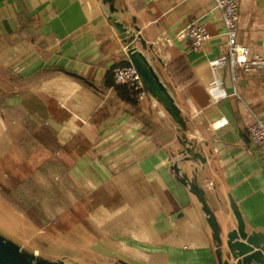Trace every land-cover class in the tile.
I'll return each mask as SVG.
<instances>
[{
  "label": "crops",
  "instance_id": "0c3cea01",
  "mask_svg": "<svg viewBox=\"0 0 264 264\" xmlns=\"http://www.w3.org/2000/svg\"><path fill=\"white\" fill-rule=\"evenodd\" d=\"M117 1L157 43V66L208 159L180 165L198 167L220 221L234 215L232 196L248 229L264 231V156L248 130L264 120V70L237 81L229 65L213 71L226 41L214 0ZM239 1V40L264 54V0ZM109 14L104 0H0V230L47 255L40 241L64 238L102 256L70 257L86 262L218 264L202 204L173 170L174 120L106 85L129 60ZM195 19L210 31L201 49L176 36ZM213 80L227 92L219 99Z\"/></svg>",
  "mask_w": 264,
  "mask_h": 264
},
{
  "label": "water",
  "instance_id": "95a60500",
  "mask_svg": "<svg viewBox=\"0 0 264 264\" xmlns=\"http://www.w3.org/2000/svg\"><path fill=\"white\" fill-rule=\"evenodd\" d=\"M117 0H104L109 7V20L118 31L129 61L135 65L141 74L144 83L156 103V109H163L174 120L181 143L179 150L180 160L173 162V170L181 182L190 187L196 195L202 209L206 214L207 222L212 230V239L215 245V253L218 264H264V231L260 229H248L247 223L236 200L230 196V204L233 216L220 221L209 202L206 188L199 181L198 167L192 171V175L185 171L180 162L201 161L205 164L208 159L198 146L195 139L190 138L189 118L180 107L175 92L165 80L157 66V62L164 64V59L157 54V43L150 41L136 18L130 19L123 16ZM75 76L87 81L82 75ZM232 222L235 225L232 226ZM0 264H136L119 258L108 262H86L74 258L55 255H47L38 250L23 245L9 237L0 230Z\"/></svg>",
  "mask_w": 264,
  "mask_h": 264
},
{
  "label": "built area",
  "instance_id": "2783aa9c",
  "mask_svg": "<svg viewBox=\"0 0 264 264\" xmlns=\"http://www.w3.org/2000/svg\"><path fill=\"white\" fill-rule=\"evenodd\" d=\"M216 8L220 9L226 29V41L223 44V55L214 60L213 71L218 66L229 65L232 76L237 81L242 74H253L264 70V54L253 52L251 47L239 40L240 30V1L239 0H214ZM176 36L179 39L188 40L194 49H201L210 38V31L199 19L192 20L180 28ZM115 82L130 86L139 101L151 98L138 69L131 62L117 65L114 68ZM210 92L214 99H219L227 94L219 88L218 82L213 80L210 84ZM228 123V119L222 117L214 123L222 126ZM251 139L259 153L264 156V120L257 117L248 126Z\"/></svg>",
  "mask_w": 264,
  "mask_h": 264
},
{
  "label": "rangeland",
  "instance_id": "374dc122",
  "mask_svg": "<svg viewBox=\"0 0 264 264\" xmlns=\"http://www.w3.org/2000/svg\"><path fill=\"white\" fill-rule=\"evenodd\" d=\"M34 177H36V176H34ZM46 208H47L46 209L47 211L50 210V211H48V213H46L47 217H51L52 219H54L55 213H54L53 207L49 206ZM64 225H66L68 227V226H70V223H65ZM51 226L54 227V222L51 223ZM49 232H52V231L49 230ZM44 239L46 240V238H44ZM45 240H43L42 242L40 241V245L43 246L42 249L45 251L52 252L50 254L55 255V256L68 255L69 257H75V258H81V259H87V258L98 259L99 257H102L101 255L87 252L82 248H80V250H83V251H79V249L77 250L76 248L73 247V243L69 239L62 238V239H58V240L56 239V241H53L52 239L48 238L47 241H45ZM113 259L114 258H112V257L108 258V260H113Z\"/></svg>",
  "mask_w": 264,
  "mask_h": 264
},
{
  "label": "trees",
  "instance_id": "16d2710c",
  "mask_svg": "<svg viewBox=\"0 0 264 264\" xmlns=\"http://www.w3.org/2000/svg\"><path fill=\"white\" fill-rule=\"evenodd\" d=\"M130 61L127 60V59H123L117 63H115L113 65V67H111L108 72H107V75H106V85L109 86V87H113L118 96L120 98H122L123 100H126V101H129L133 104H137L138 103V100L135 96V92L134 90L128 86V85H123V84H118L115 82V78H114V68L117 66V65H122V64H126V63H129ZM29 214H31L32 216L33 213L32 212H29Z\"/></svg>",
  "mask_w": 264,
  "mask_h": 264
}]
</instances>
